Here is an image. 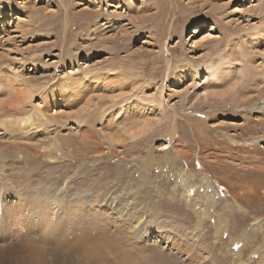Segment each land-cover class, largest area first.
<instances>
[{
	"label": "rangeland",
	"instance_id": "374dc122",
	"mask_svg": "<svg viewBox=\"0 0 264 264\" xmlns=\"http://www.w3.org/2000/svg\"><path fill=\"white\" fill-rule=\"evenodd\" d=\"M0 154L31 214L1 222L0 264H131L94 215L41 226L42 196L126 207L156 246L138 264H264V0H0ZM75 229L96 248L78 254Z\"/></svg>",
	"mask_w": 264,
	"mask_h": 264
},
{
	"label": "bare ground",
	"instance_id": "6f19581e",
	"mask_svg": "<svg viewBox=\"0 0 264 264\" xmlns=\"http://www.w3.org/2000/svg\"><path fill=\"white\" fill-rule=\"evenodd\" d=\"M63 92H64V89H63ZM26 119L29 120L30 117H27ZM142 132L143 131H140L138 134L131 135V136H129V138L130 139L135 138L136 135H139ZM174 133H176L175 132V127H173V134ZM108 140H109V143L110 144L116 143V142L121 143L120 140H115V141L114 140H111V139H108ZM34 154H37V153L34 152ZM3 159L4 158L0 154V162L3 161ZM49 159H52V158H49ZM39 177H41V176H39ZM15 180L16 179L14 177H11L10 174H9V172L6 169L4 171L2 169L0 170V196L1 195H4L3 193H1V190H3L4 193H6V192H8V189H11V191H12V194L11 195L14 197L13 201H11L10 203H4L2 206L0 205V224L2 222L3 227H8V226L12 227L13 226L14 229L17 230V228H19V227L22 228L21 226L25 225V219L27 218L26 215H28L30 217L31 214H29L30 211H27L26 210V209H28L27 208V200L22 195L21 196L18 195L17 194V191L15 189H13V187H11V185L15 182ZM17 183H18V181H17ZM82 188H83V186L81 188H78L79 191H81ZM95 190H97V189H95ZM73 191H74V188H73ZM188 194L191 195V192H188ZM9 195H10V193L8 192L7 193V196H9ZM238 195H239V193L236 192V194L235 193L231 194V197L233 198L234 202H236V203L239 204L240 201H244L246 199V195H243V193H242L243 196L242 195L241 196L240 195L238 196ZM241 198H242V200H241ZM38 200L39 201H42V202H45V206L47 208H50V213H51V215H50L51 217L49 218V220H47V221L44 220L43 223L40 222V225L41 226L42 225H47L48 226L51 223L52 225H55V227H56L57 226V224H56L57 223V219H55L54 217L61 216L64 220H66V221H68L70 223V226L71 227H81V226H85L86 225L85 223H90L88 221H93L90 218H92V215H94L95 226H94V230H93L94 237L92 239H102L103 240V244L102 245L104 246V248H106V250L111 255H113L114 258H117L119 261H121L123 258L121 259L120 254H118V252L114 248H111L108 245V243H106V241L107 240L109 241L112 236L117 237V238H120L122 240H125L124 238L127 236V237H129V241H132V240L134 241V242H131V244L133 246L130 243H127L126 242L128 246L131 245V247H129V248H133L132 250L137 249V251L134 252L133 257L130 256V257H132L131 264H138L137 263V260H136L138 254H149V253L152 252L153 248H156V246L151 245V243H150L151 241L148 238L151 235V233H150L151 230L150 229L143 228L142 230L139 231L140 234L135 233V232H138L137 231L138 230L137 228L139 227L138 226L139 223L136 221V218L133 220V228H130V226L124 227L125 224H122L121 225V223H123V221H125L124 217L125 218H128L129 215H130V212L127 211L126 207H125V210H126L125 211V214H124V216H122L121 214H119L120 213L119 212V209H118V211H111L110 209L108 211L107 209H105L104 207L107 204V200L104 201L101 197L100 198L99 197H96V198H94L93 201L92 200H89V201H87V200L86 201H83L82 200V204L79 205V206H77L76 208L75 207H69V208H67V207H60L61 205L60 206L56 205L57 202H58V200L54 199L53 197L46 198V197H43L42 196ZM102 200H103V208L101 207ZM72 203L73 202L66 201V205L67 206H70ZM51 204H53V207L50 206ZM87 204H89V205H87ZM38 210H39V208L38 209L36 208V211H38ZM90 210H95V212L93 213ZM58 213H63V214L61 215V214H58ZM202 214H204V212H202ZM110 218L113 220L112 224H111ZM47 226L45 227V233H46V235L43 236V237L50 238L52 235H54L56 233V230L57 229H54V228L47 229ZM198 226H200L199 225V221H198ZM110 227H111V229H110ZM43 230H44V228H43ZM59 231L61 232V230H59ZM75 231H76V229H75ZM155 231H156V233H158V230L157 229H155ZM126 232H127V234H126ZM70 233H69V236H70ZM66 234L67 233H63V237H61L62 238L61 241L64 240ZM136 234H138V235H136ZM22 236L25 237L26 235L22 234ZM102 240L99 241V242H102ZM44 241H47V240L44 238ZM70 241H72L71 243H73L74 245L77 246V249H78L77 250V253L78 254L80 253V250L83 253H87V251L89 250V248H91V247L96 248L93 245V244H96V241L91 240V238H89L88 235H86L85 232L84 231H81V230L80 231H76L74 237ZM30 242H31V244H36L37 247L39 246V242H40L41 243V249H43V250L45 249V246L46 245L44 244V242L42 243V241H38V240H33L32 239V240H30ZM65 245L67 246V245H69V243H66ZM97 246L100 247V245H97ZM172 247H175L177 253H184V247L181 246V244L177 243L176 245H172ZM52 248H53V246H52ZM99 249L101 250L102 248H99ZM102 253L99 252L98 249H95L93 251L91 250V253H89L88 255L91 256L92 260L94 261V264H110L111 262L107 258L108 255H107V252L105 251V249H103ZM126 253L127 252L126 251H123V248H122V254H126ZM129 253H131V252H129ZM157 253H159V251ZM41 254H42V251H41ZM36 255H38V253ZM88 255H87V257H88ZM90 256L88 258H90ZM130 257H128V260H129ZM80 259H81V257H80ZM113 261H114V259H113ZM164 261L166 262L164 264H174V263H176L177 258H176L175 255L168 254V256L166 255V257H164ZM88 262H90V261H88ZM193 262L194 261H191V264H193ZM126 264H128V262H126Z\"/></svg>",
	"mask_w": 264,
	"mask_h": 264
}]
</instances>
